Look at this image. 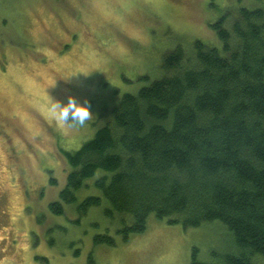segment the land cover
Returning <instances> with one entry per match:
<instances>
[{"label": "rangeland", "instance_id": "obj_1", "mask_svg": "<svg viewBox=\"0 0 264 264\" xmlns=\"http://www.w3.org/2000/svg\"><path fill=\"white\" fill-rule=\"evenodd\" d=\"M242 7L264 0H0V264H87L91 253L97 264H189L195 247L212 262L236 251L220 220L185 228L154 214L127 241L95 244L110 223L105 201L82 217L49 204L72 169L64 151L92 138L125 92L160 78L169 51L196 39L220 46L212 24L226 16L229 26ZM69 95L89 106L83 125L53 115L51 103ZM103 172L78 200L101 195L93 183Z\"/></svg>", "mask_w": 264, "mask_h": 264}, {"label": "trees", "instance_id": "obj_2", "mask_svg": "<svg viewBox=\"0 0 264 264\" xmlns=\"http://www.w3.org/2000/svg\"><path fill=\"white\" fill-rule=\"evenodd\" d=\"M226 19L212 24L220 46L196 39L169 51L160 78L125 92L92 138L64 151L72 169L49 208L73 204L82 217L105 201L110 223L95 244L127 241L151 214L185 228L220 220L236 251L212 262L195 247L189 264L264 261V9ZM100 169L101 195L78 200Z\"/></svg>", "mask_w": 264, "mask_h": 264}, {"label": "clouds", "instance_id": "obj_3", "mask_svg": "<svg viewBox=\"0 0 264 264\" xmlns=\"http://www.w3.org/2000/svg\"><path fill=\"white\" fill-rule=\"evenodd\" d=\"M51 110L55 119L70 127L83 125L92 114L87 102H79L74 96L69 95L67 102L61 104L59 101L52 102Z\"/></svg>", "mask_w": 264, "mask_h": 264}, {"label": "flooded vegetation", "instance_id": "obj_4", "mask_svg": "<svg viewBox=\"0 0 264 264\" xmlns=\"http://www.w3.org/2000/svg\"><path fill=\"white\" fill-rule=\"evenodd\" d=\"M3 215H4V210L2 209V205H1V202H0V231H5V228H4V226H5V223H3V222H5V221H7L4 217H3ZM4 238L1 236L0 237V244H1V242H2V240H3ZM1 252H3V248H2V246L0 245V253ZM1 258V257H0ZM2 259V258H1Z\"/></svg>", "mask_w": 264, "mask_h": 264}]
</instances>
